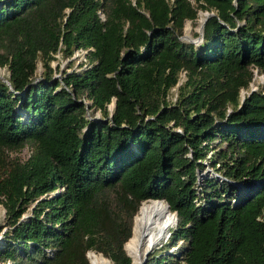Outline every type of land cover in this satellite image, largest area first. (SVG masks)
I'll return each instance as SVG.
<instances>
[{
    "label": "trees",
    "instance_id": "1",
    "mask_svg": "<svg viewBox=\"0 0 264 264\" xmlns=\"http://www.w3.org/2000/svg\"><path fill=\"white\" fill-rule=\"evenodd\" d=\"M199 10L201 40L181 39ZM78 49L85 65L54 76ZM3 65L0 264H132L153 198L176 222L143 264H264V0H0ZM203 159L219 177L198 184Z\"/></svg>",
    "mask_w": 264,
    "mask_h": 264
},
{
    "label": "rangeland",
    "instance_id": "2",
    "mask_svg": "<svg viewBox=\"0 0 264 264\" xmlns=\"http://www.w3.org/2000/svg\"><path fill=\"white\" fill-rule=\"evenodd\" d=\"M207 12L208 11H206V10H199L198 16L195 20H192V21L191 20H185L184 25H183L182 34H181V39L186 40V41H190V40H195L197 38V36L199 34L198 31H200L199 26L201 23V16H203V19H204ZM198 42L199 41H196L194 43H198ZM85 63H86V60L84 57V50H80V49L75 50L74 53L70 57H63L60 53H56L55 58L53 60H51V65L53 67L54 76H61L65 70L70 71L72 69H79V68L83 67L85 65ZM41 71H42V65H41V62L38 61L37 67L35 70V75L40 74ZM252 71H253V74H252V79L249 83V89L259 90V89L264 88V72H259L256 70V68H253ZM7 77H8L7 68L4 65L0 66V79L7 81ZM181 80H183V73H182L181 78L178 80V83L181 82ZM245 93H246V90L242 89L241 90V96H243ZM175 96H176V86L172 87L170 90V97L174 99ZM85 102L88 103L89 100L85 99ZM112 103H113V101H110L108 104V108L110 110H112V107H113ZM86 114L92 118H100V112L98 109L88 108V111L86 112ZM30 152H31V146L29 144L24 145L20 149H14V150L6 151V153L8 154L10 159L17 158L18 160H21V161L25 160L29 156ZM202 163H203V166L196 171L198 184L201 183V180L205 176L215 175V176L219 177V174L212 169V167L210 166V164L207 160L203 159ZM196 187H197V185H196ZM198 187H199V185H198ZM199 201L200 200H198V202ZM29 210L30 209L28 207V209L25 211V213H23L22 216L28 214ZM175 222H176V217H175V221L170 226L174 225ZM6 228H7V225H6V218H5V209H4L3 205L0 203V239L2 238V236L4 234L3 232L5 231ZM133 228H134V226H133ZM168 228H167V231H165L163 237L160 239L163 242L167 241L169 239ZM125 247L126 246H124V248ZM176 249H177V246L173 245L167 249V252L174 253ZM125 250H126V252L129 253L127 248H125ZM105 257H103V258H105ZM5 264H11V263L5 262ZM90 264H92V263L90 262ZM110 264H112L111 261H110Z\"/></svg>",
    "mask_w": 264,
    "mask_h": 264
},
{
    "label": "bare ground",
    "instance_id": "3",
    "mask_svg": "<svg viewBox=\"0 0 264 264\" xmlns=\"http://www.w3.org/2000/svg\"><path fill=\"white\" fill-rule=\"evenodd\" d=\"M174 221L175 215L164 200L153 199L141 204L134 219L132 237L125 244L132 258V264H139L144 251L159 242ZM87 257L92 264H110L107 257L93 260V252L87 253Z\"/></svg>",
    "mask_w": 264,
    "mask_h": 264
},
{
    "label": "water",
    "instance_id": "4",
    "mask_svg": "<svg viewBox=\"0 0 264 264\" xmlns=\"http://www.w3.org/2000/svg\"><path fill=\"white\" fill-rule=\"evenodd\" d=\"M207 11V10H206ZM213 12H207L206 13V15H205V17H204V19H202L201 20V23H200V26H199V30L200 31H198L199 32V34H198V36H197V38L195 39V40H190V41H192V42H196V41H200L201 40V38H202V27H203V24H204V21H205V19L207 18V16L208 15H210V14H212ZM86 50H84V52H85ZM112 104H114V101H113V103ZM153 199H157V200H164L163 198H153ZM167 203V202H166ZM167 206H168V203H167ZM175 214V213H174ZM175 217H176V214H175ZM152 249V247H150V248H148L147 250H145L144 251V253H143V255H142V258H141V260H140V262H139V264H143L145 261H146V258H147V255H148V253L150 252V250ZM128 253V252H127ZM128 255L130 256V254L128 253ZM86 256H87V252H86ZM131 257V256H130ZM88 258V257H87ZM90 263V262H89Z\"/></svg>",
    "mask_w": 264,
    "mask_h": 264
},
{
    "label": "built area",
    "instance_id": "5",
    "mask_svg": "<svg viewBox=\"0 0 264 264\" xmlns=\"http://www.w3.org/2000/svg\"><path fill=\"white\" fill-rule=\"evenodd\" d=\"M100 16H102V14L100 13Z\"/></svg>",
    "mask_w": 264,
    "mask_h": 264
}]
</instances>
